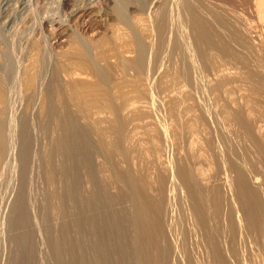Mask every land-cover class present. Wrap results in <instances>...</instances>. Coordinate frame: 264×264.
I'll return each mask as SVG.
<instances>
[{
    "label": "rangeland",
    "instance_id": "rangeland-1",
    "mask_svg": "<svg viewBox=\"0 0 264 264\" xmlns=\"http://www.w3.org/2000/svg\"><path fill=\"white\" fill-rule=\"evenodd\" d=\"M29 1L0 0V264H6L9 259V246L12 245H8L12 234L10 212L21 186V164L25 154L29 155L27 171L32 173H25V180L28 178L26 202L28 210L31 209L28 212L34 215L31 218L37 235L25 240V248L20 243L21 254H26L20 264H33L32 257L28 259L27 256L34 249L37 250L36 264H67V253L61 241L68 212L79 216L74 239L75 245L82 249L83 257L74 264H188L189 257L196 261L195 264H222L220 256L214 252L217 247L201 238L210 234L205 230L215 234L219 232V240H215L217 235H210L215 244L225 247L222 253L224 250L227 252L230 245L225 242L227 235L224 230L228 219L224 215L230 207L234 211V219L238 218L235 220L238 236L232 240V256L228 252L232 260L227 259L230 264H264V241L257 234L264 230V0H253L250 7L244 0H167L168 3L165 0H122L127 1L128 21L125 22H118L114 15L112 8L115 0H68V6L64 5L65 0ZM188 1L193 4V12H198L196 15L207 21L209 39L217 37V44L210 46L205 43L201 48L195 44L188 11L184 7ZM257 5L261 8L258 13L255 11ZM164 13L171 15V22L167 28L170 29L167 32L168 42L163 46L159 44L155 25L159 24L158 20ZM173 27L176 31L180 30L178 37L174 35L177 32ZM175 39L180 42L179 45H176ZM50 102L55 111L48 125L46 108ZM65 114L77 116L79 125L85 126L86 129L83 128L90 134L98 151L92 171L98 177V183L90 190H80L75 206L69 204L65 196L66 175L57 177L55 189L49 171L51 157H59L60 154L57 143L64 140V131L68 130L69 122ZM137 116L140 118L137 119ZM8 120L12 121L11 144L6 132ZM21 120H26L28 125L20 127ZM125 151L128 157H124ZM132 155L133 158H130ZM231 164L249 170H243V173L250 175L246 174V177L248 181H253L249 182L253 189H259L258 194L253 191L252 197L246 198L245 214L240 200H237L238 187L233 188L237 186L234 180L238 173L230 168ZM181 170L194 174V182L190 178L191 185L198 195V185L199 188L200 185L202 188L206 186V191L201 190L200 197L205 199L202 204L208 202L205 205L208 206L202 207L205 214L212 212L208 213L209 218L208 214L205 215L206 223L209 222L215 229L207 223L209 229L205 227V234L201 227L202 217L193 208L192 193L177 176ZM148 171L152 176L147 174ZM121 172L128 173L132 179L137 176L135 181L130 180L137 184L138 176L141 178L143 174L151 185L149 199L155 201L160 198V178L168 180L163 183L166 186L164 189L168 190L164 191L167 197L164 194L163 207L165 231L166 234L169 232L167 241L156 237L151 227L156 210L149 208L145 200L141 196L140 200L137 195L136 204L141 216L136 219V243L131 245L129 233L121 227L118 207L103 199L116 194L120 197ZM195 180L198 185L194 184ZM156 187L160 189L157 191ZM215 191L221 193L219 196L224 201V214L221 213L219 220L214 216L211 210L213 203L209 200L213 199ZM155 195L158 198L153 199ZM7 199H10L9 202ZM126 203L132 207L131 203ZM209 219H215L214 223ZM246 228L251 232H246ZM223 233L225 237L221 236ZM171 240L175 241L178 251H173ZM220 240H224L223 243Z\"/></svg>",
    "mask_w": 264,
    "mask_h": 264
},
{
    "label": "bare ground",
    "instance_id": "bare-ground-1",
    "mask_svg": "<svg viewBox=\"0 0 264 264\" xmlns=\"http://www.w3.org/2000/svg\"><path fill=\"white\" fill-rule=\"evenodd\" d=\"M29 1V0H28ZM111 1H113V0H111ZM156 1V0H155ZM158 1V0H157ZM162 1H164V0H162ZM166 2H167V0H165ZM252 1L253 0H244V3L246 4V5H248L249 7L250 6H252ZM256 1H258V0H256ZM30 2V1H29ZM29 2H28V4H29ZM38 2V1H37ZM76 2V1H75ZM81 2H82V0H81ZM153 3H154V1H152ZM172 2V1H171ZM62 3V2H61ZM69 2H68V0H65V2H64V5L65 6H68L69 4H68ZM105 3V2H104ZM126 3H127V1H122V0H115L114 2H113V12H114V15H115V17H117V19H118V22H119V20L121 21V22H125V21H128V16H127V5H126ZM160 3V2H159ZM168 3V2H167ZM11 4V3H10ZM83 4V3H82ZM81 4V5H82ZM150 4V3H149ZM165 4V3H164ZM164 4H162V5H164ZM254 4V3H253ZM15 5V4H14ZM105 5H107V4H105ZM152 5V4H151ZM191 5H193V4H191V2H186V3H184V7L187 9V11H188V15H189V27H191V29H192V31L194 32V42H195V44L197 45V46H199L200 48L203 46V44L205 45V43H207L208 45H210V46H213V44H215L216 43V40L215 39H217V37L216 38H212V39H209V36H210V31H209V29L207 28V24H206V22L207 21H205L204 20V18H200L201 16H199L198 17V15H196L194 12H193V7L191 6ZM260 5V4H259ZM259 5H257V9L255 10L256 11V13H258L257 12V10L259 11L261 8L259 7ZM8 6V5H7ZM31 6V5H30ZM62 6V5H61ZM86 6V5H85ZM94 6V5H93ZM92 6V7H93ZM253 6H255V5H253ZM1 7V6H0ZM88 7V6H87ZM90 7V6H89ZM141 8H144L143 6H140ZM256 7V6H255ZM262 7H264L263 5H262ZM11 8V7H10ZM10 8H8V9H10ZM12 8H15V6L14 7H12ZM32 8V7H31ZM60 8V7H59ZM163 8V7H162ZM170 8V7H169ZM172 8V7H171ZM174 8H175V6H174ZM260 8V9H259ZM17 9V8H16ZM33 9V8H32ZM35 9V8H34ZM149 9V8H148ZM161 9V8H160ZM164 9V8H163ZM165 9H166V4H165ZM165 9H164V11H165ZM173 9V8H172ZM171 9V10H172ZM231 9V8H230ZM264 9V8H263ZM81 10H83V9H81ZM167 10V9H166ZM5 11V10H4ZM8 11V10H7ZM18 11V10H17ZM73 11V10H72ZM76 11V10H75ZM156 11V10H155ZM162 11V10H161ZM16 12V11H15ZM29 12H31V11H29ZM34 12V11H33ZM71 12V11H70ZM96 12V11H95ZM167 12H169V10L167 11ZM41 13V12H40ZM5 14V13H4ZM23 14V13H22ZM67 14H69V13H67ZM89 14V13H88ZM261 14V13H260ZM27 15V14H26ZM47 15V14H46ZM60 15V14H59ZM113 15V16H114ZM176 15V14H175ZM4 16V15H3ZM22 16V15H21ZM33 16V15H32ZM49 16H51V15H49ZM83 16H84V14H83ZM159 16V15H158ZM230 16V15H229ZM258 16V15H257ZM8 17V16H7ZM35 17V16H34ZM33 17V18H34ZM39 17V16H38ZM79 17V16H78ZM80 17H81V15H80ZM100 17V16H99ZM234 17V16H233ZM21 19H22V17H20ZM30 18V17H29ZM32 18V17H31ZM44 18V17H43ZM50 18V17H49ZM53 18V17H52ZM171 15H169L168 14V16L167 15H165V13L164 14H162V16H161V18L158 20V21H160L159 22V24L158 25H155V26H157V31H158V41H159V44L160 45H165L168 41H167V32L168 31H170V29L168 30L167 28H168V25L170 24V22H171ZM237 18V17H236ZM35 19V18H34ZM64 19V18H63ZM173 19V18H172ZM242 19V18H241ZM263 19V18H262ZM261 19V20H262ZM26 20V19H25ZM2 21V20H1ZM16 21V20H15ZM22 20H20V22H21ZM36 21V20H35ZM37 21H39V20H37ZM53 21V20H52ZM173 21V20H172ZM260 21V20H259ZM263 21V20H262ZM151 22V21H150ZM246 22V21H245ZM244 22V23H245ZM3 23V22H2ZM22 24H23V22H22ZM31 25H32V23H30ZM173 24V23H172ZM185 24V23H184ZM30 25V26H31ZM247 25V24H246ZM14 26V25H13ZM22 26V25H21ZM53 26V25H52ZM176 26H179V25H176ZM176 26H175V28H176ZM186 26V25H185ZM264 26V25H263ZM3 27V26H2ZM33 27V26H32ZM38 27H40V26H38ZM47 27V26H46ZM154 27V26H153ZM188 26H187V28H189ZM210 27V26H209ZM236 27V26H235ZM8 28V27H7ZM28 28H30L29 26H28ZM174 28V27H173ZM173 28H171V29H173ZM174 28V29H175ZM233 28V27H232ZM243 28V27H242ZM264 28V27H263ZM4 29V28H3ZM16 29H18V28H16ZM21 29V28H20ZM244 29V28H243ZM40 30V29H39ZM177 30H178V28H177ZM186 30V29H185ZM211 30H212V28H211ZM233 30V29H232ZM5 31V30H4ZM13 31V30H12ZM15 31V30H14ZM175 31H176V29H175ZM180 31V30H179ZM179 31H176L177 33H174V35H176L177 34V36L176 37H178V32ZM182 31V30H181ZM235 31V30H234ZM243 31V30H242ZM29 32V31H28ZM188 32V31H187ZM241 32V31H240ZM244 32V31H243ZM243 32H242V34H243ZM12 33V32H11ZM23 33V32H22ZM44 33V32H43ZM181 33H183V32H181ZM180 33V34H181ZM236 33H238L237 31H236ZM246 33V32H245ZM16 34V33H15ZM239 34V33H238ZM24 35V34H23ZM29 35V34H28ZM173 35V34H172ZM184 35V34H183ZM15 36V35H14ZM25 36V35H24ZM44 36V35H43ZM157 36V35H156ZM181 36H182V34H181ZM5 37H6V35H5ZM20 37H21V35H20ZM175 37V36H174ZM188 37H189V35H188ZM187 37V38H188ZM8 38V37H7ZM13 38V37H12ZM22 38V37H21ZM46 38V37H45ZM180 38V37H179ZM183 38V37H182ZM4 39V38H3ZM41 39V38H40ZM169 39V38H168ZM181 39V38H180ZM186 39V38H185ZM221 39V38H220ZM47 40V39H46ZM171 40V39H170ZM190 40V39H189ZM6 41V40H5ZM181 41V40H180ZM187 41H188V39H187ZM222 41V40H221ZM39 42V41H38ZM42 42V41H41ZM175 42H176V39H175ZM182 42V41H181ZM185 42V41H184ZM189 42V41H188ZM13 43H14V41H13ZM223 43V42H222ZM8 44V43H7ZM10 44V43H9ZM180 44V42L178 43V42H176V45H179ZM186 44V43H185ZM188 44V43H187ZM217 44V43H216ZM225 44V43H224ZM189 45V44H188ZM187 45V46H188ZM202 45V46H201ZM6 46V45H5ZM12 46V45H11ZM18 46V45H17ZM24 47V46H23ZM32 47V46H31ZM142 47H143V45H142ZM198 47V48H199ZM14 48H15V46H14ZM13 48V49H14ZM35 48H37V47H35ZM48 48V47H47ZM227 49V48H226ZM12 50V49H11ZM21 50V49H20ZM36 50V49H35ZM228 50H229V48H228ZM9 51H10V49H9ZM22 51V50H21ZM20 51V52H21ZM45 51V50H44ZM5 52V51H4ZM14 52H15V50H14ZM41 52V51H40ZM7 53V52H6ZM16 53V52H15ZM50 53V52H49ZM39 54V53H38ZM51 54V53H50ZM17 55H18V53H17ZM21 55V54H20ZM37 55V54H36ZM7 56V55H6ZM5 56V57H6ZM40 56V55H39ZM17 57V56H16ZM42 57V56H41ZM190 57L192 58L193 56L192 55H190ZM24 58V57H23ZM37 58V57H36ZM49 58V57H48ZM178 58V57H177ZM176 58V59H177ZM22 59V58H21ZM175 59V60H176ZM193 59V58H192ZM48 60V59H47ZM38 61V60H37ZM161 61V60H160ZM193 61V60H192ZM14 63H16V62H14ZM47 63V62H46ZM193 63V62H192ZM195 63H196V61H195ZM195 63H193V64H195ZM7 65V64H6ZM38 65V64H37ZM42 65H43V63H42ZM196 65V64H195ZM197 65H199V64H197ZM40 66V65H39ZM6 67V66H5ZM193 67H194V65H193ZM198 67V66H197ZM197 67H196V69H197ZM16 68V67H15ZM192 68V67H191ZM195 68V67H194ZM18 71H19V69H18ZM148 71L149 70H147V73L146 74H148ZM5 72H7V71H5ZM74 74V73H73ZM255 74V73H254ZM53 75V74H52ZM149 75V74H148ZM54 78H56V77H54ZM256 78L257 79H259L258 77H257V75H256ZM18 79V78H17ZM16 79V80H17ZM264 79V78H263ZM8 80V79H7ZM262 80V79H261ZM15 81V80H14ZM259 81H260V79H259ZM12 84V83H11ZM10 84V85H11ZM150 84V83H149ZM12 86V85H11ZM8 87V86H7ZM10 87V86H9ZM19 87V86H18ZM12 89H13V87H12ZM16 89V88H15ZM15 89H13V90H15ZM169 90V89H168ZM9 91V90H8ZM152 92V91H151ZM14 93V92H13ZM49 95H50V93H48ZM152 94H153V92H152ZM151 95V94H150ZM262 95H264V94H262ZM10 96H11V94H10ZM17 96V95H16ZM9 98V97H8ZM150 98V97H149ZM18 100V99H17ZM16 100V101H17ZM9 101V100H8ZM153 101V100H152ZM10 103V102H9ZM15 103V102H14ZM151 103V102H150ZM155 107H156V105H155ZM53 111H55V108H54V106L51 104V102L48 104V106H47V108H46V124H50V118H51V115H52V113H53ZM156 111V110H155ZM190 111V110H189ZM247 111V110H246ZM249 111V110H248ZM253 111V110H252ZM11 112V111H10ZM154 112V111H153ZM251 112V111H250ZM250 112H249V114H250ZM15 114V113H14ZM14 114H12V115H14ZM77 114V113H76ZM155 115V114H154ZM157 115H158V112H157ZM156 115V116H157ZM246 115V114H245ZM253 115H255L254 114V112H253ZM64 116H66V120H68V130H65L64 131V134H65V137H64V140H62V141H59L58 143H57V150H59V152H60V154H59V157H57V155H54L53 157H51V160H50V166H49V171H50V175H51V183H52V185L54 186V188L56 189V186H57V177L60 175V174H65L66 175V182H65V191H66V194H65V196L67 197V202L69 203V204H71L72 206H75L76 204H77V202H78V200H79V191L80 190H82V189H87V190H90L96 183H98V177H96V176H94L93 175V173H92V171H93V162L94 161H97V160H95V158H96V156L98 155V151H97V149H96V145L92 142V140L90 139L91 137H89V133H87V131L85 130L86 128H85V126L83 125V127L85 128H83V127H81L80 125H79V122L77 121V119L78 118H75V117H77V116H73L72 114H65ZM139 116V115H138ZM138 116H137V119H139L138 118ZM11 117V116H10ZM144 117V116H143ZM163 117V116H162ZM253 117V116H252ZM142 118V117H141ZM158 118V117H157ZM258 118V117H257ZM10 119V118H9ZM15 119V118H14ZM13 119V120H14ZM25 119V118H24ZM162 119V118H161ZM250 119V118H249ZM254 118H252V120H253ZM256 120V119H255ZM261 120V119H260ZM138 121V120H137ZM254 121V120H253ZM11 120L9 121H7V125H8V129H7V133H8V142L11 144L12 143V137H10L11 135H10V129L12 128V124H11ZM16 122V121H15ZM14 122V123H15ZM161 122H164V121H161ZM262 122V121H261ZM253 123V122H252ZM255 123V122H254ZM32 124V123H31ZM257 124V123H256ZM16 125V124H15ZM26 125H28L27 123H26V120H21V123H20V127H26ZM258 125V124H257ZM263 125V124H262ZM261 126V125H260ZM16 127V126H15ZM160 128V127H159ZM188 128V127H187ZM258 128H259V126H258ZM263 128H264V126H263ZM163 129V128H162ZM238 130V129H237ZM258 130V129H257ZM260 130V129H259ZM162 131V130H161ZM186 131V130H185ZM184 131V132H185ZM163 132V131H162ZM196 132V131H195ZM241 132V131H240ZM197 133V132H196ZM199 133V132H198ZM262 133H264V132H262ZM194 134V133H193ZM258 134V133H257ZM16 135V134H15ZM168 135V134H167ZM188 135V134H187ZM195 135V134H194ZM260 135V134H259ZM189 136V135H188ZM187 136V137H188ZM191 136V135H190ZM14 137V136H13ZM127 137H128V135H127ZM129 137H130V135H129ZM131 137H133V136H131ZM149 137V136H148ZM201 137V136H200ZM199 137V138H200ZM243 137V136H242ZM264 137V136H263ZM140 138H142V137H140ZM193 138V137H192ZM198 138V137H197ZM10 139L12 140L11 142H10ZM147 139V138H146ZM168 139V138H167ZM190 139V138H189ZM236 139V138H235ZM261 139V138H260ZM153 140V139H152ZM191 140V139H190ZM131 141V140H130ZM147 141V140H146ZM151 141V140H150ZM185 141V140H184ZM194 141H195V139H194ZM200 141V140H199ZM262 141V140H261ZM149 142V141H148ZM187 142V141H186ZM185 142V143H186ZM193 142V141H192ZM237 142V141H236ZM260 142V141H259ZM143 143H145V141L143 142ZM155 143V142H154ZM194 143V142H193ZM200 143V142H199ZM199 143H198V145H199ZM248 143V142H247ZM236 144V143H235ZM264 144V143H263ZM136 145H138V143L136 144ZM140 145V144H139ZM138 145V146H139ZM152 145H153V143H152ZM152 145H150V146H152ZM194 145V144H193ZM242 145V144H241ZM240 145V146H241ZM12 146V145H11ZM130 146V145H129ZM145 146V145H144ZM185 147H186V145H185ZM127 148H128V146H127ZM130 148V147H129ZM137 148V147H136ZM145 148V147H144ZM143 148V149H144ZM146 148H147V146H146ZM149 148V147H148ZM152 148V147H151ZM156 148V147H155ZM168 148H170V146L168 147ZM168 148H166V149H168ZM250 148V147H249ZM255 148V147H254ZM140 149V148H139ZM154 149V148H153ZM240 149V148H239ZM130 150V149H129ZM133 150V149H132ZM137 150V149H136ZM140 150H142V149H140ZM194 150V149H193ZM199 150V149H198ZM236 150V149H235ZM242 150V149H241ZM250 150V149H249ZM139 151V150H138ZM157 151V150H156ZM192 151V150H191ZM244 151H246V150H244ZM251 151V150H250ZM126 152V151H125ZM133 152V151H132ZM154 152V151H153ZM177 152H179L178 150H177ZM181 152V151H180ZM179 152V153H180ZM238 152V151H237ZM145 153H147V151L145 152ZM149 153V152H148ZM155 153H157V152H155ZM171 153V152H170ZM189 153V152H188ZM195 153V152H194ZM216 153H218V152H216ZM215 153V154H216ZM236 153V152H235ZM246 153L247 154H249L247 151H246ZM36 154V153H35ZM125 155H124V157H126L127 156V152L126 153H124ZM128 154H130V153H128ZM139 154H141V153H139ZM150 154V153H149ZM154 154V153H153ZM172 154V153H171ZM187 154V153H186ZM250 154H252V153H250ZM256 154V153H255ZM258 154V153H257ZM131 155V154H130ZM135 155V154H134ZM143 155H145V154H143ZM148 155V154H147ZM190 155V154H189ZM218 155H220V154H218ZM259 155V154H258ZM172 156V155H171ZM174 156V155H173ZM185 156H187V155H185ZM191 156V155H190ZM195 156H197V155H195ZM35 157V156H34ZM128 157V156H127ZM150 157V156H149ZM187 157H189V156H187ZM221 157V156H220ZM223 157V156H222ZM238 157H239V155H238ZM244 157V156H243ZM130 158H133V155H132V157H130ZM141 158H143V157H141ZM146 158H148V157H146ZM194 158V157H193ZM240 158V157H239ZM241 158H242V156H241ZM244 158H246V157H244ZM249 158L250 157H248L247 156V159L249 160ZM137 159V158H136ZM139 159V158H138ZM145 159V158H144ZM144 159H141V160H144ZM150 159V158H149ZM173 159V158H172ZM188 159V158H187ZM186 159V160H187ZM195 159V158H194ZM223 159V158H222ZM252 159V158H251ZM254 159V158H253ZM260 159V158H259ZM134 160V159H133ZM133 160H131V161H133ZM157 160V159H156ZM170 160H171V158H170ZM191 160H192V158H191ZM205 160V159H204ZM203 160V161H204ZM221 160V159H220ZM226 160V159H225ZM245 159H243L242 158V161H244ZM247 160V161H248ZM256 160V159H255ZM8 161V160H7ZM6 161V162H7ZM125 161V160H124ZM129 161V160H128ZM138 161V160H137ZM153 161V160H152ZM168 161V160H167ZM207 161V160H206ZM230 161V160H229ZM242 161H239V162H242ZM257 161V160H256ZM135 162V161H134ZM143 162V161H142ZM209 162V161H208ZM238 162V161H237ZM236 162V163H237ZM245 162H246V160H245ZM245 162H243L244 163V166H245ZM251 162V160L249 161V163ZM253 162V161H252ZM125 163V162H124ZM138 163H139V161H138ZM137 163V164H138ZM141 163V162H140ZM144 163V162H143ZM149 163V162H148ZM155 163V162H154ZM169 163V162H168ZM207 163V162H206ZM205 163V164H206ZM224 163H225V161H224ZM234 163H235V161H234ZM233 163V164H234ZM243 163H241L240 165H242ZM248 163V162H247ZM246 163V164H247ZM248 163V164H249ZM255 163H257V162H255ZM262 163V162H261ZM6 164V163H5ZM130 164V163H129ZM136 164V165H137ZM145 164V163H144ZM147 164V163H146ZM167 164V163H166ZM238 164V163H237ZM22 168L23 169H21V173H22V171H23V173L22 174H20V175H22V179H21V177H20V188H18L19 190H18V193H16L17 195H16V197H15V199H14V202L10 205L11 206V229H12V234L10 235L11 236V238H10V240H11V243H9L8 245H10V244H12L11 246H9L8 248H9V250H10V252L8 251V255H9V259H7L8 260V264H20L21 263V260L23 259V257L24 256H26V254L25 253H23V254H21V251H20V243H22V246L25 244V240L27 239V238H29V236H34V235H37V233L35 234L34 233V231H36V229H34L33 228V221H32V218H31V216H32V214L30 215V210H28V206H27V197H26V189H27V186H26V183H27V180H28V178H27V180H25L26 178V172L28 173V174H30V172H28L27 171V169H28V166H29V155L28 154H25V159H24V161L22 162ZM132 165V164H131ZM139 165V164H138ZM149 165V164H148ZM174 165V164H173ZM186 165V164H185ZM184 165V166H185ZM226 165H228V164H226ZM236 165V164H235ZM235 165H230V168L231 169H233V170H235L238 174H237V178H235V176H234V178H235V180H234V182L236 181V184H237V186L235 187H233V188H237L238 187V198L235 196V199L237 198V200L239 199L240 200V202H241V205H242V209H243V214H245L246 213V205H245V201H246V198H251L252 197V195H253V191H255L257 194L259 193L258 192V190L256 191V190H254L253 189V186L250 184L251 182L250 181H252V180H250V181H248V178L246 177L247 175L246 174H244L243 172H245L246 171V166H248V165H246L244 168L245 169H242V168H240V167H237V165L235 166ZM240 165H238V166H240ZM255 165V164H254ZM141 166V165H140ZM140 166H137L138 168L140 167ZM149 166H151V165H149ZM153 166V165H152ZM167 166H168V164H167ZM170 166V165H169ZM168 166V167H169ZM204 166V165H203ZM206 166V165H205ZM243 166V165H242ZM241 166V167H242ZM249 166H250V164H249ZM253 166V165H252ZM259 166H260V164H259ZM13 167V166H12ZM209 167V166H208ZM213 167V166H212ZM218 167V166H217ZM257 167V166H256ZM14 168V167H13ZM149 168V167H148ZM152 168V167H151ZM171 168V167H170ZM183 168V167H182ZM190 168V167H189ZM220 168V167H219ZM251 169H252V167H250ZM255 168V167H254ZM253 168V169H254ZM261 168V167H260ZM16 169V168H15ZM134 169H137V168H134ZM144 169V168H143ZM168 169V168H167ZM242 169V170H241ZM247 169H249V168H247ZM13 170V169H12ZM36 170V169H35ZM138 170V172L140 173V171H139V169H137ZM145 170V169H144ZM147 170H149V169H147ZM147 170H146V172H147ZM152 170V169H151ZM171 170V169H170ZM187 170H188V168H187ZM209 170V169H208ZM243 170H245V171H243ZM258 170V169H257ZM122 171V170H121ZM123 171H124V169H123ZM127 171V170H126ZM128 171H131V170H128ZM191 171V170H190ZM189 171V172H190ZM247 171H249V170H247ZM246 171V172H247ZM252 171V170H251ZM2 172H3V170H2ZM2 172H1V174H2ZM152 172V171H151ZM172 172V171H171ZM179 172V171H178ZM219 172V171H218ZM228 172V171H227ZM230 172V171H229ZM253 172H254V170H253ZM255 172H256V170H255ZM15 172H13V174H14ZM19 173V172H18ZM141 173H144V172H142L141 171ZM168 173V172H167ZM177 173V172H176ZM192 173V172H191ZM235 173V172H234ZM249 173V172H248ZM250 173H252V172H250ZM28 174H27V177H28ZM32 174V173H31ZM30 174V175H31ZM148 175H150L149 174V171H148V173H147ZM178 174V173H177ZM198 174V173H197ZM203 174H204V172H203ZM206 174V173H205ZM209 174V173H208ZM207 174V175H208ZM233 174V173H232ZM10 175V174H9ZM16 175V174H15ZM105 175V174H104ZM129 175H131V174H129ZM133 175V174H132ZM131 175V176H132ZM137 175V174H136ZM143 175V174H142ZM141 175V178L138 176V180H139V182H138V184L137 183H131V182H133V181H130L132 178H130V176H128V173L126 174L125 172H121V174H120V190H119V192H120V197L118 198V195L116 194V195H110L109 197H106V198H103V199H105V200H107L108 199V201L109 202H111L112 204H115L116 205V207H118V211H119V219H120V223H121V227L126 231V233H129V235H130V242H131V245H133V244H135L136 243V240H137V238H136V219H137V217L138 216H141V210L137 207V204H136V201L138 200L137 199V197H139L140 198V196L143 198V200H145V202L147 203V205H148V207L149 208H151V209H154V210H156V212H157V214L153 217V224H151V227H153L154 228V233H155V236L156 237H158L159 239H161L162 241H167L168 240V233L166 234V222L164 223V221H166V220H164L165 218H164V216H163V207L165 206L164 205V191H168V190H165L164 189V187H166V186H163V183L164 182H167V181H165V180H162L164 177H162V179L160 178V182H159V184H160V195H159V199L157 200L156 198H158V196H156L158 193H157V191L159 190H157V187H156V192L155 193H157L155 196V198H153V199H156V201L155 200H150L149 199V194H148V191L150 190V187H151V185H150V182L148 183V180H147V178L144 176H142ZM147 175V176H148ZM173 175V174H172ZM192 175H194V174H187V172L184 170H181V174H180V172H179V175H177L178 176V178H179V176H180V178L181 179H179V180H181L182 182H183V184H184V186L186 187V189L188 190V192L189 193H192V200H193V208L196 210V212H198L199 214V216H201L202 217V223H201V227H202V231H203V233L205 234V232L207 231H210V234L212 233V231L211 230H205V232H204V229H206L205 227H207L206 226V224L207 223H209V222H207L206 223V217H205V215L206 214H208V213H206L205 214V212H204V210H203V207H202V205H204V204H202L203 202H201V201H204L205 199H202L203 197L201 196L200 197V195H201V193H202V191L204 190V191H206V189H205V187H203L202 188V186L200 185V187L202 188H199V185H198V183L196 182V180H195V183L194 184H197L198 185V190H199V195L197 194V192H195L194 190H193V186L191 185V184H193V183H191V179L193 180L192 182H194V179L193 178H195V177H193ZM260 175V174H259ZM262 175V174H261ZM106 176V175H105ZM109 176V175H108ZM134 176H135V174H134ZM150 176H152V175H150ZM158 176V175H157ZM168 177H169V175H167ZM166 176V177H167ZM198 176V175H197ZM218 176H220V175H218ZM250 175H248V177H249ZM32 177H33V175H32ZM167 177V178H168ZM174 178L176 177V176H173ZM200 178H201V176H199ZM221 177V176H220ZM13 178H14V176H13ZM69 178V179H68ZM130 178V179H129ZM137 178V176H135V178L134 179H132V180H134L135 181V179ZM150 178V177H149ZM151 178H153V177H151ZM177 178V177H176ZM191 178V179H190ZM217 178V177H216ZM229 178V177H228ZM264 178V177H263ZM173 179V178H172ZM197 179V178H196ZM202 179V178H201ZM205 179V178H204ZM218 179V178H217ZM220 179V178H219ZM231 179V178H230ZM251 179V178H250ZM256 179V178H255ZM262 179V178H261ZM9 180H10V177H9ZM15 180H16V178H15ZM14 180V181H15ZM18 180V182H19V179H17ZM31 180V179H30ZM171 180V179H170ZM175 180V179H174ZM197 180H199V179H197ZM13 181V180H12ZM22 181V182H21ZM137 181V180H136ZM172 181V180H171ZM210 181V180H209ZM219 181V180H218ZM226 181V180H225ZM232 181V180H231ZM260 181V180H259ZM30 182V181H29ZM157 182V181H156ZM205 182V180L203 181V183ZM213 182H214V180H213ZM222 182V181H221ZM227 182V181H226ZM250 182V183H249ZM253 182V181H252ZM262 182H264V180L262 181ZM158 183V182H157ZM9 184V183H8ZM28 184V183H27ZM152 184H153V182H152ZM174 184V183H173ZM178 184V183H177ZM229 184V183H228ZM228 184H226V185H228ZM233 184V183H232ZM235 184V185H236ZM165 185H166V183H165ZM196 185V186H197ZM220 185V184H219ZM222 185V184H221ZM29 186H31V185H29ZM196 186H194V187H196ZM209 186V185H208ZM9 187V186H8ZM153 187H154V184H153ZM168 187H169V185H168ZM220 187V186H219ZM232 187V186H231ZM102 188V190L103 191H105L106 190V188L104 187V186H102L101 187ZM172 187H170L169 189H171ZM197 188V187H196ZM213 188V187H212ZM225 188V187H224ZM257 188H259V187H257ZM257 188H255V189H257ZM10 189V188H9ZM12 189V188H11ZM153 189V192H154V188H152ZM151 189V190H152ZM176 189V188H175ZM209 190L211 189V188H208ZM215 189V188H214ZM32 190V189H31ZM174 190V189H173ZM179 190H181V189H179ZM202 190V191H201ZM212 190V189H211ZM224 190V189H223ZM5 191H7V190H5ZM95 191L96 192H98L99 193V191L95 188ZM175 191V190H174ZM201 191V192H200ZM213 191V190H212ZM217 191V190H216ZM215 191V194H214V197H213V199H209V200H212V203H213V205H211V206H213V209H211V210H213V213H214V216L216 217V219H218V218H220L221 217V213H222V205H223V200H221V199H223V197L221 198L219 195H221V193L220 192H218V193H220V194H218L217 192ZM235 190H233V192H234ZM261 191H262V189H261ZM32 192V191H31ZM135 192H137V194H135ZM173 192V191H172ZM181 192H182V190H181ZM184 192V191H183ZM207 192H209L210 193V191H208L207 190ZM151 193V195H153L154 193H152V192H150ZM176 193V192H175ZM206 193V192H205ZM208 193V194H209ZM177 194V193H176ZM180 194V193H179ZM184 194V193H183ZM231 194H233V193H231ZM29 195V194H28ZM101 195V194H100ZM137 195H139V196H137ZM182 195V194H181ZM234 195V194H233ZM13 196H15V195H13ZM102 196V195H101ZM137 196V197H136ZM165 196L167 197V195L165 194ZM170 196V195H169ZM230 196V195H229ZM5 197V196H4ZM152 197V196H151ZM154 197V196H153ZM210 198H211V196H209ZM226 197V196H225ZM233 197V196H232ZM232 197H230L231 198V200H232ZM29 198V197H28ZM173 198V197H172ZM206 198H208L207 196H206ZM228 198V197H227ZM1 199V198H0ZM170 199V198H169ZM202 199V200H201ZM3 200V199H2ZM8 200V202H9V200L10 199H7ZM12 200H13V198H12ZM140 200H141V198H140ZM208 200V199H207ZM208 200V201H209ZM225 200V199H224ZM4 201V200H3ZM168 201V200H167ZM1 202V201H0ZM7 202V203H8ZM126 202H129V203H131L132 204V207L130 208V207H128V205H125V203ZM138 202V201H137ZM206 202V201H205ZM232 202H233V200H232ZM239 202V201H238ZM3 203V202H2ZM2 203H1V206H2ZM105 202H103L102 204H104ZM175 203V202H174ZM206 203H208V202H206ZM206 203H205V205H206ZM211 203V204H212ZM225 203H227V202H225ZM224 203V204H225ZM230 201H229V205H230ZM127 204V203H126ZM165 204H166V202H165ZM172 204V203H171ZM204 205V208L205 207H207L208 206V204H207V206H205ZM209 205H210V202H209ZM227 205V204H226ZM226 205H225V207H226ZM228 205V206H229ZM9 206V205H8ZM129 206H131V205H129ZM234 206H235V204H234ZM168 207V206H167ZM230 207V206H229ZM8 208V207H7ZM174 208V207H173ZM10 209V208H9ZM209 209V208H208ZM224 209V208H223ZM227 209V208H226ZM230 210H228V213H227V215H226V212H225V215L224 216H226V218L228 219L227 220V224H226V230H224L225 232H226V234L225 235H227L226 237H227V240L225 241V242H227L228 241V244L230 245V248L228 247L227 249V252L224 250V254L222 253V251L221 250H223V249H225V247L224 248H222L221 247V245L219 246L218 245V243H214V241L215 240H219V238H221V237H219L218 238V235L217 234H215V233H212V235L213 234H215V235H217L216 237L218 238H216L215 237V240H214V238H213V236L212 235H210L209 233L208 234H205L204 235V238H201V239H204L203 241H207V242H209V244L212 246V245H214L215 246V248L217 247V249H215V251L214 252H216V253H218V255L220 256V258H221V260H222V264H230V262H229V260L227 259V258H229L230 257V255L232 256V240H236V238H237V236H238V228H237V226H236V223H235V220H237V219H234V217H235V215H234V211L231 209V207L229 208ZM237 209V208H236ZM169 210V209H168ZM205 210H207V208L205 209ZM239 210H241V209H239ZM238 210V211H239ZM8 211V210H7ZM28 211H30V212H28ZM167 211V210H166ZM207 212V211H206ZM223 212H224V210H223ZM240 213L242 212V211H239ZM238 212V213H239ZM35 213V212H34ZM210 213H212V212H210ZM209 213V214H210ZM236 213V212H235ZM239 213V214H240ZM67 215V218H66V223L63 225V233H64V236H63V238H62V241H61V245H62V247H63V249L65 250V252L67 253V258H68V261H67V264H74L75 262H78V261H80L81 259H82V257H83V251H82V249L80 248V247H78V246H76L75 245V239H74V237H76V233H77V223L79 222V216H78V214L77 213H75V212H68V213H66ZM167 214V213H166ZM209 214H208V217L207 218H209ZM222 214H224V213H222ZM36 215V214H35ZM237 215V214H236ZM34 216V215H33ZM32 216V217H33ZM242 216V215H241ZM240 216V217H241ZM36 217V216H35ZM168 217V216H167ZM172 217V216H171ZM238 217V216H237ZM244 217V216H243ZM37 218V217H36ZM225 218V217H224ZM226 218H225V220H226ZM236 218V217H235ZM240 219H242V217L240 218ZM239 219V220H240ZM34 220V219H33ZM36 220V219H35ZM34 220V221H35ZM38 220V219H37ZM208 220V219H207ZM210 221H212V219H209ZM215 219H213V221H214ZM219 220V219H218ZM222 221H223V218L221 219ZM220 220V221H221ZM212 221V222H213ZM221 221V222H222ZM242 221V220H241ZM261 221H262V219H261ZM5 222H7V220L5 221ZM172 222V221H171ZM216 222H217V220H216ZM220 222V224H222ZM226 222V221H225ZM224 222V223H225ZM36 223V222H35ZM34 223V224H35ZM173 223V222H172ZM214 223V222H213ZM219 223V222H218ZM223 223V225H225ZM238 223H240L239 221H238ZM238 223H237V225H238ZM216 225H217V223H215ZM170 225V224H169ZM210 225H212V224H210L209 223V226ZM219 225V224H218ZM263 225H264V223H263ZM39 226V225H38ZM240 226V225H239ZM9 227V226H8ZM36 227V226H35ZM40 227V226H39ZM171 227V226H170ZM174 227V226H173ZM212 226H210V228H211ZM240 227H242V226H240ZM10 228V227H9ZM169 228V227H168ZM208 229H209V227H207ZM213 228V227H212ZM217 228H219V227H217ZM216 228V229H217ZM243 228V227H242ZM263 228H264V226H263ZM5 229V228H4ZM39 229V228H38ZM213 229H215V227L213 228ZM220 229V228H219ZM219 229H217V230H219ZM222 229V228H221ZM224 229H225V227H224ZM168 230V229H167ZM172 230V229H171ZM2 231H4V230H2ZM7 231H8V229H7ZM169 231H170V229H169ZM176 231V230H175ZM177 231H178V229H177ZM201 231V232H202ZM213 231H215V230H213ZM243 231V230H242ZM197 232H199L198 230H197ZM220 232H221V230H220ZM244 233L243 234H245L246 232H251L248 228H246V232L245 231H243ZM177 233V232H176ZM222 233V232H221ZM220 233V234H221ZM247 233V234H248ZM183 234V233H182ZM198 234V233H197ZM200 234V233H199ZM198 234V235H199ZM257 234H259L260 236H262V240L264 241V230L263 231H261V232H257ZM9 235V234H8ZM170 235V234H169ZM176 235V234H175ZM214 235V236H215ZM239 235H241V233L239 234ZM246 235V234H245ZM245 235H241L242 237H244ZM6 236H7V234H6ZM201 236V235H200ZM199 236V237H200ZM221 236H223V237H225L224 236V233H223V235H221ZM35 237V236H34ZM169 237H171V236H169ZM173 237V236H172ZM177 237V236H176ZM175 237V238H176ZM198 237V236H197ZM202 237V236H201ZM5 238V237H4ZM240 238V237H239ZM172 239V238H171ZM177 239V238H176ZM223 239V238H222ZM226 239V238H225ZM9 240V241H10ZM174 240V239H173ZM221 241V240H220ZM219 241V242H220ZM224 241V240H223ZM223 241H221L222 243H223ZM171 242V246H172V249H173V251L175 252L177 249L175 248V246H176V243H174L175 241H170ZM174 244H173V243ZM216 242H218V241H216ZM220 242V243H221ZM42 243V242H41ZM219 243V244H220ZM45 244V243H44ZM40 245H42V244H40ZM223 245V244H222ZM224 245H225V243H224ZM43 246V245H42ZM226 246V245H225ZM2 247V246H1ZM24 248H25V245L23 246ZM227 247V246H226ZM4 248V247H3ZM220 248H222V249H220ZM5 251H7V249L5 250ZM37 250L36 249H34L33 250V254L32 253H30V255L29 256H27V258L29 259V257H32V259H33V264H36V262H38V260H37V252H36ZM178 251V250H177ZM228 252L230 253V255H229V257H228ZM7 253V252H6ZM2 255V254H1ZM225 255V256H224ZM6 256H7V254H6ZM6 259V258H5ZM230 260H232L231 258H229ZM40 260V259H39ZM195 260L192 258V257H189L188 258V260H187V263L188 264H195L196 263V261L194 262ZM6 263V262H5ZM6 263V264H7ZM198 263V262H197Z\"/></svg>",
    "mask_w": 264,
    "mask_h": 264
}]
</instances>
